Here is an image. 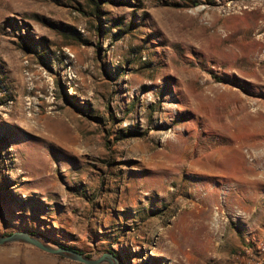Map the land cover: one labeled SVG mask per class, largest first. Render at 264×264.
I'll use <instances>...</instances> for the list:
<instances>
[{
	"label": "rangeland",
	"instance_id": "1",
	"mask_svg": "<svg viewBox=\"0 0 264 264\" xmlns=\"http://www.w3.org/2000/svg\"><path fill=\"white\" fill-rule=\"evenodd\" d=\"M261 112L264 0H0V234L122 264H264Z\"/></svg>",
	"mask_w": 264,
	"mask_h": 264
},
{
	"label": "water",
	"instance_id": "2",
	"mask_svg": "<svg viewBox=\"0 0 264 264\" xmlns=\"http://www.w3.org/2000/svg\"><path fill=\"white\" fill-rule=\"evenodd\" d=\"M23 244L45 253L62 257L81 264H122L120 257L114 252H105L98 257H91L78 249L60 245L42 238L34 232L16 231L8 235L0 234V246Z\"/></svg>",
	"mask_w": 264,
	"mask_h": 264
},
{
	"label": "bare ground",
	"instance_id": "3",
	"mask_svg": "<svg viewBox=\"0 0 264 264\" xmlns=\"http://www.w3.org/2000/svg\"><path fill=\"white\" fill-rule=\"evenodd\" d=\"M247 58V57H246ZM235 59V58H234ZM246 61V60H245ZM262 113V112H261ZM259 116L260 117H263V119H264V114L262 113V114H259ZM254 123V122H253ZM260 125V124H259ZM228 126V125H227ZM230 128H231V126H230ZM230 128H226L225 126L223 127V129H222V133H223V135H225V137L227 138V140H228V144H230L231 146H232V144L235 142V135H236V133H235V135L233 136L232 135V133L230 132ZM242 142H243V140H242ZM219 143V142H218ZM206 148H208L209 150H215L217 147L216 146H214V144H211V146L210 147H207L206 146ZM205 148V149H206ZM203 149V148H202ZM235 150H237V147L234 149V151ZM201 151V150H200ZM201 155V154H200ZM214 155V154H213ZM191 166V165H190ZM192 167V166H191ZM194 167V166H193ZM203 168V167H202ZM212 192H214V191H212ZM212 192L210 193V192H208L207 193V195L205 196V197H208V196H210V195H212Z\"/></svg>",
	"mask_w": 264,
	"mask_h": 264
},
{
	"label": "built area",
	"instance_id": "4",
	"mask_svg": "<svg viewBox=\"0 0 264 264\" xmlns=\"http://www.w3.org/2000/svg\"><path fill=\"white\" fill-rule=\"evenodd\" d=\"M253 246L260 256H264V234L255 240Z\"/></svg>",
	"mask_w": 264,
	"mask_h": 264
},
{
	"label": "crops",
	"instance_id": "5",
	"mask_svg": "<svg viewBox=\"0 0 264 264\" xmlns=\"http://www.w3.org/2000/svg\"><path fill=\"white\" fill-rule=\"evenodd\" d=\"M47 213H43L40 215V219H46L47 218ZM0 260H2V258H0Z\"/></svg>",
	"mask_w": 264,
	"mask_h": 264
},
{
	"label": "trees",
	"instance_id": "6",
	"mask_svg": "<svg viewBox=\"0 0 264 264\" xmlns=\"http://www.w3.org/2000/svg\"><path fill=\"white\" fill-rule=\"evenodd\" d=\"M99 1V0H98ZM115 253V252H114ZM117 254V253H116ZM118 255V254H117ZM119 256V255H118ZM120 257V256H119ZM121 259V258H120ZM121 261H122V259H121Z\"/></svg>",
	"mask_w": 264,
	"mask_h": 264
}]
</instances>
